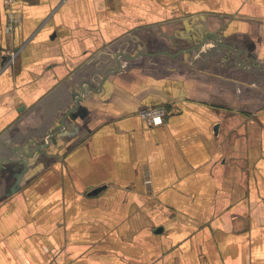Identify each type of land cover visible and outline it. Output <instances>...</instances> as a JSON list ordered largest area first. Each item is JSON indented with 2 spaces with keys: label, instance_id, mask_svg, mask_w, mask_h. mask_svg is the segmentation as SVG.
Masks as SVG:
<instances>
[{
  "label": "crops",
  "instance_id": "obj_1",
  "mask_svg": "<svg viewBox=\"0 0 264 264\" xmlns=\"http://www.w3.org/2000/svg\"><path fill=\"white\" fill-rule=\"evenodd\" d=\"M0 264H264V0H0Z\"/></svg>",
  "mask_w": 264,
  "mask_h": 264
},
{
  "label": "built area",
  "instance_id": "obj_2",
  "mask_svg": "<svg viewBox=\"0 0 264 264\" xmlns=\"http://www.w3.org/2000/svg\"><path fill=\"white\" fill-rule=\"evenodd\" d=\"M168 111L164 106H151L140 111L141 118L150 126H158L165 123Z\"/></svg>",
  "mask_w": 264,
  "mask_h": 264
},
{
  "label": "water",
  "instance_id": "obj_3",
  "mask_svg": "<svg viewBox=\"0 0 264 264\" xmlns=\"http://www.w3.org/2000/svg\"><path fill=\"white\" fill-rule=\"evenodd\" d=\"M6 59V56H4V60ZM98 191V190H95V192Z\"/></svg>",
  "mask_w": 264,
  "mask_h": 264
}]
</instances>
